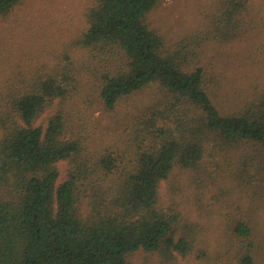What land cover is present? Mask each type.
Here are the masks:
<instances>
[{
  "label": "trees",
  "instance_id": "trees-1",
  "mask_svg": "<svg viewBox=\"0 0 264 264\" xmlns=\"http://www.w3.org/2000/svg\"><path fill=\"white\" fill-rule=\"evenodd\" d=\"M23 2L0 0V22ZM216 2L206 30L168 46L147 22L157 0H93L73 49L0 91V264H128L139 251L158 254L161 264L174 253L212 256L202 225L167 204L162 185L177 170L214 175L206 164L218 167L222 157L264 169L257 159L264 157V88L224 113L216 103L221 81L193 64L205 42L250 35V0ZM80 53L106 63L99 77L106 110L153 85L166 95L129 122L123 148H91L69 118L65 106L89 70ZM53 108L46 128L37 126ZM60 162L68 164L62 183ZM234 223L215 264H259L252 224Z\"/></svg>",
  "mask_w": 264,
  "mask_h": 264
},
{
  "label": "rangeland",
  "instance_id": "rangeland-1",
  "mask_svg": "<svg viewBox=\"0 0 264 264\" xmlns=\"http://www.w3.org/2000/svg\"><path fill=\"white\" fill-rule=\"evenodd\" d=\"M92 3L93 0H24L7 21L0 22V91L18 77L17 82L50 67L65 49H73V41L87 27L86 12ZM216 6V0H157L147 22L168 46H174L206 30ZM247 19L251 21L247 38L228 44L207 41L193 60L195 66H205L221 81L216 103L224 113L245 105L258 89L264 88V0H250ZM78 60H83L89 70L83 73L81 94L65 106L71 122L91 148H123L129 122L147 108L164 102L166 95L153 85L123 97L113 110H106L99 100V77L106 63L82 53ZM54 112L55 108L48 111L36 125L46 128L47 118ZM220 162L218 167L206 164L205 169L215 171L214 175L177 170L162 185L165 202L202 225L212 250L209 259L174 253L176 259L171 264H215L218 250L228 244L227 223L240 221L252 224L251 238L260 248L259 264H264V169L251 171L248 158L222 157ZM59 168L62 183L67 162H60ZM128 264L161 262L158 254L139 251L129 257Z\"/></svg>",
  "mask_w": 264,
  "mask_h": 264
}]
</instances>
